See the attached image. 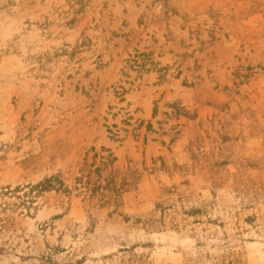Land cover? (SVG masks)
<instances>
[{"label": "rangeland", "instance_id": "374dc122", "mask_svg": "<svg viewBox=\"0 0 264 264\" xmlns=\"http://www.w3.org/2000/svg\"><path fill=\"white\" fill-rule=\"evenodd\" d=\"M0 264H264V0H0Z\"/></svg>", "mask_w": 264, "mask_h": 264}, {"label": "trees", "instance_id": "16d2710c", "mask_svg": "<svg viewBox=\"0 0 264 264\" xmlns=\"http://www.w3.org/2000/svg\"><path fill=\"white\" fill-rule=\"evenodd\" d=\"M55 179L54 177L52 178H46L44 179L43 181L39 182L36 186H39V187H42V188H45L44 190H49L50 187L52 186L51 185V181Z\"/></svg>", "mask_w": 264, "mask_h": 264}]
</instances>
